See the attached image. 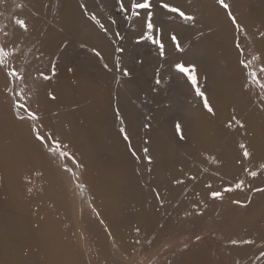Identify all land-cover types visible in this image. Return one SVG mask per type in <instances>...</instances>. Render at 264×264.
<instances>
[{
    "label": "rangeland",
    "instance_id": "obj_1",
    "mask_svg": "<svg viewBox=\"0 0 264 264\" xmlns=\"http://www.w3.org/2000/svg\"><path fill=\"white\" fill-rule=\"evenodd\" d=\"M0 1L4 7L10 5L9 13L10 8L13 9L17 5L15 8L17 10L18 5L22 4V0ZM81 1L83 0L75 1L77 4L76 17H65L69 26L73 25L75 29L68 31L61 26L58 30L60 33L58 39L61 40L62 37V40H64L71 37L73 40L71 46L77 47L79 51L76 52L74 48H71L68 51L70 58L77 57L83 63L85 58L82 53L84 50L88 51L86 47L89 46L87 44L89 38L84 37V34L89 33L92 27V32L95 31L107 37L108 43L105 45V51H102L96 43L92 47L94 61L97 64L89 63V67L85 66L86 63L82 65V75L87 76L90 74V76H94L100 86L106 85L109 78V94H115L111 97L106 94L107 100L105 98L101 100L100 126L115 133L119 132L120 127L121 131L124 129L121 127L124 119L122 117L123 109H130L128 116L130 124L133 125V136L131 137L129 134L132 130L127 128L121 131L123 137L126 133L130 137L133 146L144 148L149 144V134H152V137L159 139L156 143L161 144L157 148L158 151H152L157 155L153 158L157 161L156 165H149L147 159L139 161L136 152H134L135 155H132L133 165L138 170H141L142 173L144 170L155 171L158 175L149 179L151 182L146 183L144 192H140L135 186L134 190L139 195L130 196L131 202L128 201L130 193L122 195L118 200L115 199L116 202L109 213L108 221L97 222L103 228L104 238L101 241L95 238L90 241L87 228L81 229L80 226L72 234L79 239L71 248H78L84 252L82 255L83 260H74L73 263L97 264L95 251L101 248V242L106 249L113 246L114 240L111 238L113 229L118 228L125 231L124 227H114L115 221L118 220V215L122 216L123 213H126L124 218L127 224L140 222L139 225L146 227L152 240H143L137 236L135 242L128 243L129 249L126 254H117L114 250L113 256L118 258V264H169L172 258H174L176 264H264V255H262L264 253V240L256 242L254 235L258 231L264 233V197H261L264 191H257V189H264V169L259 167L264 161L255 167L254 172L257 173L255 177L248 174L247 180L239 179L243 181V184L237 192L234 185L240 182L239 180H236L238 182L235 181L234 185L231 183L223 187L225 174H217V176L211 174L214 169L212 163H215L216 168H223L220 170L221 172H226L227 166L237 167L227 157L232 155L234 159H240V153L243 154L240 143H243L244 140L241 142L231 141V137L234 138L236 133L240 131V125H243L239 119L242 111L237 109L231 118L228 117L227 121H222L221 130L217 131L212 128L208 133V128L202 135L190 130L187 133L183 130L186 127L184 125L187 116L185 112L190 108H204L203 99L196 95L191 81L185 75L178 73L174 66L181 61L185 62L186 65L194 64L196 66L198 87L205 92L210 105L212 90L221 88L218 92L224 97V99L219 100H222L219 105L222 110L225 111L228 99L236 102L237 107L247 109L246 114L261 109V116L258 119L260 123L264 124V89H261L260 85L254 82L249 75L250 72L258 70L260 66L256 63L257 50L260 51V54L264 52V16L262 15L261 19L263 20L258 22L261 26L260 29H262L258 32V36L263 39L255 42V48L257 49L255 54H252L253 47L246 40V32L239 29L238 20L240 15L243 17L247 15L256 18L258 21V13L264 11V0H232V2L231 0H224L229 5L228 8H224L218 0H205L206 4L202 7L203 13L201 8L200 11H197L196 9L199 6L196 7L195 5L186 9L187 11L184 10L186 14L195 17L192 22L184 21L176 13L166 15L159 8L158 0H152L156 25L162 27L164 31L163 42L166 48V56L160 55L158 47L147 39V36L140 39L143 13L140 17H137L132 15L131 12H122L120 0H109L110 2L107 3H103V0H95L97 4L94 0H90L93 3L92 8H89L90 3L80 5ZM178 1L170 0V3L178 6ZM123 2L127 4L128 0ZM25 5L23 4V6ZM249 8L251 9L249 10ZM205 9L207 13H204ZM217 9L221 11L218 14L219 16L216 14ZM58 11V2L54 0L51 3L50 17L63 18L64 16L55 15ZM156 12L162 13L157 15ZM202 14H204V19L198 22V15L202 16ZM30 15L31 11L23 17H29ZM93 15H95V19H93ZM10 16H14V14ZM46 21L52 22L53 20L50 18ZM221 21L224 25L222 28L219 25ZM176 22L184 28L185 36L187 30H192L193 40L188 38L189 36L184 37L183 35L181 36L183 39H179L178 31L170 27ZM182 25H188V28L186 29ZM220 29H222L221 32ZM83 30L85 31L82 36L81 32ZM194 32L196 38L193 35ZM172 34L177 36L183 51H177L174 43L170 41ZM9 36L12 38L11 41ZM14 37L10 33L0 31V46H6L8 51L11 46L14 48ZM89 37L95 39L93 36ZM202 43L205 47V54L203 53L204 57H201L202 59L199 57L194 59L195 55L193 53L192 56L185 55L189 53L188 47L193 44L201 45ZM237 44L241 47L237 48ZM208 46L212 47L209 48ZM240 49H242V52H240ZM182 56L187 58H182ZM241 58L248 63L246 70L240 63ZM207 61H212L215 68L207 65ZM9 62L10 58H6L7 71H10ZM89 68L94 69V72L93 70L92 72L89 71ZM124 69H127L130 74L124 75ZM56 73L60 76L58 70ZM62 73L64 72L62 71ZM238 74H241V79ZM124 76H126L128 84L125 93L120 94L121 87L118 88L116 83H120V79H124ZM262 77L264 76L260 74V80L264 82L261 79ZM17 100L13 76H5L4 72L0 71V107L2 109L9 108L13 117L24 122L27 121L29 128H32L31 131L35 133L34 129H39L37 121L31 120L26 112L24 113L16 106ZM206 114L210 117L209 112ZM22 116L24 119L20 118ZM249 118L252 120L253 117ZM236 121H239V124ZM177 122L181 125V133L176 131L175 125ZM230 122L231 126H229ZM126 125L129 127V124ZM168 125L174 126L173 137L166 139L165 128ZM214 130L219 138V143L221 141V144L218 145L219 148L215 147L216 144L209 145L204 141V135L206 134V137H209ZM40 142L46 149H50L52 146V143L47 142L46 139ZM156 143H151L148 146L153 147ZM200 146L203 147L200 149ZM59 148L55 153L59 154V151H61ZM214 150H218L221 157L217 158L218 155L217 159L210 163V160L208 161L206 158L212 157L209 154ZM64 157L69 159L70 167L60 166V169L66 170L74 177L81 167L68 154ZM169 157L175 159L174 165L164 162L163 159ZM62 161L64 163V160ZM203 167L204 171L197 173L200 169L203 170ZM175 179L178 180L176 184L179 185L177 186H173ZM210 181L218 183L221 188L223 187V191L220 192L221 196L218 198L211 197L209 200L211 203L207 205L208 207H196L190 210L186 203L198 200L201 195L195 192L189 194V188L198 185L199 188L203 187V190H207L204 193L211 195L209 193V183H207ZM68 184L72 186L73 181L68 180ZM74 186L78 188V185L75 184ZM174 187L180 189L178 193H174L173 189H176ZM228 188L231 190L226 191L225 189ZM82 192L86 194L85 191ZM146 197L149 199H147L148 203L137 205L143 203ZM138 199L140 200L138 201ZM8 201L0 191V203L5 204L6 215L9 214L12 217L13 208L8 206ZM94 207L88 195L79 196L74 202V206L70 207L72 217L80 222L82 220L81 210L94 212ZM90 215L93 219L97 216L91 213ZM187 230L190 231L187 233Z\"/></svg>",
    "mask_w": 264,
    "mask_h": 264
},
{
    "label": "bare ground",
    "instance_id": "obj_2",
    "mask_svg": "<svg viewBox=\"0 0 264 264\" xmlns=\"http://www.w3.org/2000/svg\"><path fill=\"white\" fill-rule=\"evenodd\" d=\"M53 1L22 0L21 7L18 5L17 10H15L17 5L13 9L10 8V13V5L4 7L0 1V31L15 36L13 38L14 48L11 46L9 50L12 53L9 70L11 71L14 68L18 73L17 76H13L16 98L20 103L27 104L30 110L36 113L38 119L35 121H37L40 133H43L46 137V141L49 143H53V140L59 141V149L71 156L81 169L75 176L73 175L74 177L66 170H61L60 166L70 167L69 159L60 155L61 151L58 154L46 149L40 140L35 137V133L31 131L32 128H29L27 121L24 122L13 117L9 108H6V110L0 107V191L6 196L7 201L10 197L8 206L13 208L12 217L8 214L9 218L4 210L5 204L0 203V264H76L73 263L74 260H83L82 255L84 254L78 248H71L79 239L72 235L78 227L80 226L81 229L87 228L90 241L94 238L101 241L104 238V232L102 226L97 222L108 221L109 213L116 202L115 199L118 200L122 195L130 193L128 201L131 202V197L139 195L134 190L135 186L140 192H144L146 183L151 182L149 179L158 175L155 171L144 170L142 173L141 170H138L133 165L132 155L136 152L139 161H145L146 159L149 161L148 157H151L149 165H156L157 161L153 158L157 155L152 151H158L157 148L161 143L156 142L159 139L149 134L150 141L148 145L151 143L156 144L153 147L146 145L144 148H140L133 146L128 135L127 140L125 136L123 137L120 127L119 132L115 133L100 126V105L101 100L104 98L107 100L105 95L109 94V78L106 85L100 86L94 76L92 77L90 74L87 76L82 75V65L86 63L85 66L89 67V63L97 64L94 61L92 47L96 43L102 51H105V45L108 43L107 37L95 31L92 32L93 28L91 27L90 32L84 34V37L89 38V40L87 39L89 46L86 47L88 51L84 50L82 53L85 61L82 63L77 57L71 59L68 51L71 48H74L76 52L79 50L77 47L71 46L73 44L71 37L64 40L61 37V40H59L60 33L58 30L61 26L68 31L75 29L73 25L69 26L66 18L76 17V0H55L59 5V11L55 15L64 16L60 19H56V16L50 17ZM104 2L110 1L103 0ZM84 3H90L89 8L93 6L90 0H83L80 5L83 6ZM23 4L26 5L23 6ZM95 4H97L96 1ZM205 4V0H179L177 3L183 11H187L186 9L193 5L199 6L196 10L200 11L201 8L202 13V7ZM30 11L31 15L29 17H23ZM220 12L217 9V16ZM161 13H157V15ZM11 14H14V16H10ZM203 15H198V22L204 19ZM262 15L264 16V11L258 13V21L256 18L247 15L244 17L240 15L238 19L239 29L246 32V40L253 47L252 54H255V50H257L255 42L263 39L258 36V32L262 30L258 23L263 20L261 19ZM50 18L53 20L52 22L46 21ZM18 19L26 22L27 31L16 24ZM219 25L221 28L224 26L222 21L219 22ZM182 26L188 28V25ZM170 27L178 31L179 39H183L181 38L183 35L184 37L189 36L188 38L193 40L192 30H187L185 36V30L179 23L176 22ZM85 30L81 32V35ZM193 35L196 38L195 32ZM89 36H93L95 39ZM9 37L11 41L12 38ZM92 40L93 42H91ZM188 49L190 54L186 53L185 55L192 56L193 53L195 55L194 59L204 57L205 47L203 43L201 45L193 44ZM241 50L240 52H242ZM256 55V63L260 65V69L262 62H264V52L260 54V51L257 50ZM182 58L186 59L187 57L182 56ZM206 63L215 68L212 61ZM53 66L55 67L54 74ZM259 69L256 72L259 73ZM57 70L60 76L56 73ZM90 70L94 72V69L89 68ZM62 71L64 73L61 74ZM41 73L48 76L49 79H44ZM260 74L264 76V73H259V76ZM238 76L241 79V74H238ZM261 79L264 80V77ZM127 84L126 76H124V79H120V83H116L118 88L121 87L120 94L125 93ZM219 89L221 90V88L212 90L210 94L211 100H209L214 109V112L209 114L210 117L206 114L208 113L206 108L187 109L184 122L186 127L183 130L187 133L192 131L201 135L208 128V133L212 128L218 131L222 129V121H227L228 117L231 118L237 109L242 111L239 119L243 123V127H240V131L236 133L234 138L231 137V141L241 142L244 140L240 145L246 146L252 155L245 158L240 153V159H234L232 155L228 156L227 158L231 159L237 167L227 166L226 172H221L220 170L223 168H216L215 163H212L214 169L211 174L216 176L217 174H225L223 181V187H225L231 183L234 185V182L239 179L247 180L248 174L264 161V124L260 123L258 119L261 116V109L246 114L247 109L237 107L236 102L228 99L225 111L222 110L219 106L222 100H219L224 99V97L218 92ZM113 95L115 94H109V97ZM129 114L130 109H123L122 117L124 119L121 127L132 130L133 125L130 124ZM249 117H253L252 120ZM126 124H129V127ZM173 127V125H168L165 128L166 139L173 137ZM215 130L209 137H206L205 134L204 141H206V144H216L215 147H218L221 141L219 143ZM129 134L132 137L133 130ZM202 147L200 146V149ZM145 148L148 149L147 152L144 151ZM209 155L212 157L206 158V160H210V163L221 157L218 150L211 151ZM62 160H64V163ZM163 160L169 165L175 164V159L172 157ZM201 169L198 172L196 170V172H203L204 167L203 170ZM70 179L73 181L72 186L68 184ZM177 182L178 180L175 179L173 186L179 185L176 184ZM207 183H209V193L223 191V187L221 188L218 183L214 181ZM75 184L78 185L79 189L76 187V190ZM174 188H176L173 189L174 193H178L180 189ZM238 190L239 188L235 187V191ZM82 191H85L86 194ZM204 191L207 190H203V187L199 188L198 185L189 188V194L195 192L201 195L198 200L186 203L190 210L196 207L205 208L211 203L209 200L212 196L207 195ZM87 195L96 208L94 207V212L81 210L82 220L80 222L76 221L72 217L70 207L74 206V202L79 196ZM261 197H264V194ZM147 199L146 197L143 203L137 205L148 203ZM179 205L181 206V204ZM90 213L96 214V218L93 219ZM125 215L126 213H123L122 216L118 215V220L115 221L114 227H124L125 231L118 228L113 229L112 237L110 236L114 240L113 246L106 249L101 242V248L95 251L97 264H118L119 260L113 256V251L116 250L117 254H126L129 249L128 243L135 242L137 236L143 240H152L146 227L139 225L140 222L127 224L124 218ZM37 231L40 232L36 233ZM254 235L256 242L264 240L263 232L258 231ZM174 261V258H172L169 264H176Z\"/></svg>",
    "mask_w": 264,
    "mask_h": 264
},
{
    "label": "snow or ice",
    "instance_id": "obj_3",
    "mask_svg": "<svg viewBox=\"0 0 264 264\" xmlns=\"http://www.w3.org/2000/svg\"><path fill=\"white\" fill-rule=\"evenodd\" d=\"M220 4L224 8H228L229 5L224 2V0H218ZM158 6L159 8L164 11L166 15L171 14V13H176L178 16L183 19L184 21L192 22L195 20L194 16L188 15L183 11L179 6H175L170 3V0H158ZM120 9L122 12L128 11L131 12L132 15L140 17L143 13V25H142V30H141V35L140 39H144L145 36H147V39L151 40L153 44H155L158 47L159 53L161 56L165 55L166 48L165 44L163 42V35L164 31L162 27H157L156 22H155V11H154V5L152 3V0H128V3L125 4L123 0H120ZM93 19H95V15H93ZM99 23V21H97ZM16 24L23 29L24 31H27L28 26L24 20L18 19L16 21ZM103 27V25H101ZM170 41L174 43V46L177 51H183L181 48V43L178 41L177 36L175 34H172L170 36ZM239 44H237V48H239ZM123 51V49H121ZM12 53L9 52L6 48V46H0V71L4 72L5 76H17V70L12 69L11 71L6 70V58H11ZM240 63L244 66V69L246 70L248 68V63L244 60H241ZM175 69L177 70L178 73H181L185 75L188 80L191 81L192 86L195 88L196 95L201 97L203 99V106L204 108L207 109L209 113H213L214 109L213 107L209 104L208 98L205 95V92L202 91L198 87V80H197V69L194 64H185V62H177L175 65ZM71 70V69H70ZM55 73V67L53 66V74ZM259 73H264V62H262V66L259 69ZM259 73L256 71H252L249 73V75L252 77L253 81L258 83L260 85L261 89H264V82L260 80ZM130 73L128 72L127 69H124V75H129ZM41 76L44 79H49L48 76H45L43 73H41ZM16 106L20 108L22 111L26 112L28 117L31 120H37L38 117L35 112H32L30 108L28 107L27 104L25 103H20L19 100L16 102ZM21 119H24V117H20ZM237 124H239V121H236ZM229 126H231V122L229 123ZM243 127V125H240ZM176 131L178 133H181V125L179 122L176 123L175 125ZM36 138L40 141H44L46 139L45 136L41 135L39 129H34ZM123 131V129L121 130ZM125 139H128L127 134L125 133ZM59 141L53 140L52 146L50 147V151L56 152L59 148ZM241 148L243 149V156L245 158L251 157L252 153L249 152L246 148V146L241 145ZM145 152L148 151V149H144ZM135 155V153H133ZM60 155L66 156L67 153L60 152ZM149 161H151V157H148ZM261 169H264V163H262L259 166ZM251 176L255 177L257 175L256 172H251ZM243 184V181H240L236 183L235 187L240 188ZM226 191H230L231 189H225ZM257 191H264V189H257ZM211 196L213 198H218L221 196L220 192L213 191L211 193ZM138 231V229H137ZM235 243V242H234ZM264 255V253H262Z\"/></svg>",
    "mask_w": 264,
    "mask_h": 264
}]
</instances>
